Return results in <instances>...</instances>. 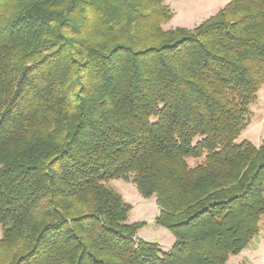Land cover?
Masks as SVG:
<instances>
[{"label": "trees", "instance_id": "obj_1", "mask_svg": "<svg viewBox=\"0 0 264 264\" xmlns=\"http://www.w3.org/2000/svg\"><path fill=\"white\" fill-rule=\"evenodd\" d=\"M172 17L165 0H0V264H228L258 234L264 142L238 139L264 0ZM113 179L154 196L168 248Z\"/></svg>", "mask_w": 264, "mask_h": 264}, {"label": "rangeland", "instance_id": "obj_2", "mask_svg": "<svg viewBox=\"0 0 264 264\" xmlns=\"http://www.w3.org/2000/svg\"><path fill=\"white\" fill-rule=\"evenodd\" d=\"M165 3L173 11V17L163 24V28H193L220 10L225 5L226 0H165ZM256 96L255 102L250 105V122L242 131L238 141L247 139L254 145L259 146L264 142V84L260 87ZM200 160L191 158L187 161L190 166H193ZM107 184L119 192L127 203L132 205V209L128 213L129 222H146V226L139 230L138 236L142 234V236L152 237V241L158 243L161 248H168V241L165 237H162L161 233L164 232L171 239L172 235L166 229L154 224L153 221L158 213L154 196L141 197L135 185L123 179H113ZM1 233L2 228L0 225V237ZM228 264H264V215L259 223L258 234L238 255L230 256Z\"/></svg>", "mask_w": 264, "mask_h": 264}, {"label": "crops", "instance_id": "obj_3", "mask_svg": "<svg viewBox=\"0 0 264 264\" xmlns=\"http://www.w3.org/2000/svg\"><path fill=\"white\" fill-rule=\"evenodd\" d=\"M141 235V236H140ZM162 237H165L167 239V246L169 247L172 244L173 241V237L171 239V237L169 235H166L164 232L161 233ZM140 238L148 240V241H152V237H147V236H142V234H139ZM161 239V238H160Z\"/></svg>", "mask_w": 264, "mask_h": 264}]
</instances>
